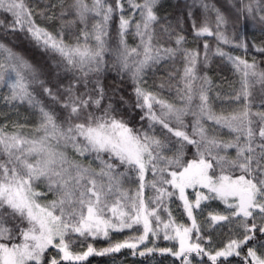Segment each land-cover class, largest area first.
Here are the masks:
<instances>
[{
	"label": "snow or ice",
	"instance_id": "snow-or-ice-1",
	"mask_svg": "<svg viewBox=\"0 0 264 264\" xmlns=\"http://www.w3.org/2000/svg\"><path fill=\"white\" fill-rule=\"evenodd\" d=\"M158 3L61 0L41 8L0 0V100L18 117L20 105L28 109L23 120L0 124V264H85L93 256L115 264L125 249L171 264H264V61L218 45L237 79L227 82L231 107L215 110L214 85L198 70L208 41L201 62L199 50L183 47V18L162 24ZM201 7L199 24L188 12L195 37L233 43L220 8L207 0ZM236 8L237 21L264 25V0ZM129 35L139 43L130 45ZM21 39L48 62L16 51ZM176 200L190 225L173 218L168 204ZM210 201L223 207L198 224L197 210ZM125 230L135 234L113 241ZM213 233L227 239L217 243ZM89 238L109 243L74 250ZM161 238L174 243L159 247Z\"/></svg>",
	"mask_w": 264,
	"mask_h": 264
},
{
	"label": "trees",
	"instance_id": "trees-1",
	"mask_svg": "<svg viewBox=\"0 0 264 264\" xmlns=\"http://www.w3.org/2000/svg\"><path fill=\"white\" fill-rule=\"evenodd\" d=\"M61 0H31L33 5H38L39 7H44L48 3L58 4ZM111 2V0H110ZM208 3L214 4L216 7L220 8V10L225 14L228 18V24L225 27H222L221 31L233 41L231 44H223L216 40L215 37H195L194 31L192 29V21L188 18V12L191 10L193 16L196 20V23L199 24L203 19L204 10L201 7V0H159L157 5V14L161 18V23L165 24L167 22L173 23L175 25L177 19L183 18V28L182 34L186 37V42L183 47L188 49H196L199 50L201 55L199 57L200 61L204 60V49L203 44L204 41L207 40L210 47L208 51V60L206 66L201 63L198 64V70L200 75H207V77L212 81L214 85L213 90L209 93L210 99L212 100L213 107L215 110L219 111L221 108L228 109L231 107V103L229 99L225 96V93L229 91L227 87V82L234 81L237 79V76L233 72V68L230 62H228L225 58H221L216 54V48L219 47L226 53H230L233 56H242L247 59L250 63L255 59L257 63L264 61V53L257 51V47L264 46V25L260 24L258 20H254L252 18L245 19L243 16H240L237 21V8L236 5L240 3V0H207ZM127 7V4H126ZM55 11L59 13V8H56ZM40 20L39 17H37ZM41 23H44L43 20H40ZM116 23L118 21H114L112 25V31L114 33ZM215 25L213 24V27ZM159 32V27L157 28ZM178 31H180L178 29ZM167 41V36H164L161 42ZM240 41L246 42L249 47L247 51L243 48L236 47L235 45ZM128 43L130 45H135L139 43V38H134L129 35ZM171 46H175L174 38L171 42ZM16 51L21 52L24 56L30 60L33 64L43 65L46 64L47 57L41 52L40 49L35 48L28 41L20 40L15 48ZM169 64L172 62L169 61ZM178 67H182V64L178 61ZM164 75L163 71H159L156 73V77ZM156 77H149V83L151 84ZM159 83V80H156ZM220 86V87H215ZM3 92L5 89H0ZM217 91H220L221 98L216 97ZM166 98L168 97V93H165ZM26 108L27 106L24 105ZM28 110V109H27ZM189 193H192V190H188ZM190 198H194L190 196ZM208 205L205 207V210L202 214H200L199 210L196 212V219L198 224H202L203 219H205L206 214L213 209L222 208L223 205L219 203V201H210L206 202ZM181 202L178 200L171 202L168 204L170 211L173 213L172 216L175 218L177 222L185 223L186 225H190L191 221L188 220L186 214L183 213V209ZM162 218L167 219V214L162 213ZM135 234L130 230H125L123 233H112L113 241L123 240L126 237ZM214 240L219 243L220 241L226 240L227 237L222 234L213 233ZM88 243L93 244L97 249H101L108 246V240L103 238L93 240L89 238L83 246L74 245L75 251H83L86 250V246ZM174 242L165 241L162 238L156 240V244L159 247H171ZM149 246H152L149 244ZM174 258L161 256L156 253L153 256L149 257H140L139 255L133 256L130 251L125 249L122 250L121 253L116 254L115 264H171ZM85 264H114L112 258L110 256L98 257L93 256L89 257V260L85 262ZM235 264V259L233 261Z\"/></svg>",
	"mask_w": 264,
	"mask_h": 264
},
{
	"label": "rangeland",
	"instance_id": "rangeland-1",
	"mask_svg": "<svg viewBox=\"0 0 264 264\" xmlns=\"http://www.w3.org/2000/svg\"><path fill=\"white\" fill-rule=\"evenodd\" d=\"M125 8L127 10V7L125 5ZM6 90L4 91V93ZM3 95V92L0 91V96ZM19 111L21 113V116L18 117L15 109H13L10 105L5 104L2 100H0V124L4 123H11V121L16 120V119H21L23 120V115L27 114L28 110L24 105L19 106ZM32 120H29V123H32ZM173 214V213H172ZM208 216L206 214L205 218ZM205 219H203L202 224Z\"/></svg>",
	"mask_w": 264,
	"mask_h": 264
}]
</instances>
